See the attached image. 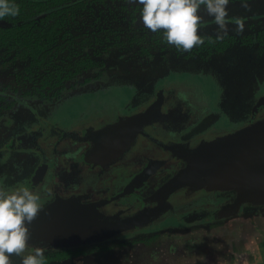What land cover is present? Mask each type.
Returning <instances> with one entry per match:
<instances>
[{
  "label": "trees",
  "instance_id": "trees-1",
  "mask_svg": "<svg viewBox=\"0 0 264 264\" xmlns=\"http://www.w3.org/2000/svg\"><path fill=\"white\" fill-rule=\"evenodd\" d=\"M14 2L19 14L0 19V115L25 100L47 101L67 89L118 83L132 85L139 101L169 71L204 63L232 93L240 70L264 68V3L260 8L254 0H247L250 10L241 0H230L228 34L222 40L202 6L198 34L204 44L190 52L169 45L163 31L144 27L141 6L127 0ZM236 18L244 19L241 34L235 31Z\"/></svg>",
  "mask_w": 264,
  "mask_h": 264
},
{
  "label": "water",
  "instance_id": "water-1",
  "mask_svg": "<svg viewBox=\"0 0 264 264\" xmlns=\"http://www.w3.org/2000/svg\"><path fill=\"white\" fill-rule=\"evenodd\" d=\"M184 85L174 82L170 88L184 100L181 104H189L193 118L205 107L194 101L198 93L193 88L194 92H190ZM185 93L187 97L182 98ZM162 97L158 90L154 98L134 111L87 128L81 136L88 140L81 158L90 166L108 168L117 164L123 155L125 160L135 163V149H129L139 135L158 142L165 151L158 155L160 158H153L155 166L147 164L143 168L141 177L146 178L161 165L168 168L171 162L181 161L147 197L154 203L136 210L107 211L111 208L106 206L105 198L84 202L79 195L56 196L42 206L38 217L29 225L30 244L53 248L100 242L157 222L173 212L176 215L202 205L215 207L211 201L213 191L233 192L232 199L216 209L214 215L218 217L238 214L239 206L245 203L264 211V116L254 117L258 106L264 105V94L255 101L246 122L211 131L205 134L207 138L198 141H163L144 130L145 126L157 122L168 130L182 127L185 113L162 109ZM184 189L194 192L184 196L182 202L177 199L175 204L174 197L184 194ZM101 205L104 210L100 209Z\"/></svg>",
  "mask_w": 264,
  "mask_h": 264
},
{
  "label": "flooded vegetation",
  "instance_id": "flooded-vegetation-1",
  "mask_svg": "<svg viewBox=\"0 0 264 264\" xmlns=\"http://www.w3.org/2000/svg\"><path fill=\"white\" fill-rule=\"evenodd\" d=\"M256 71V75L253 77L254 85L252 86L253 83L250 85L249 98L243 96L241 91L240 96L236 95L238 93L236 87L235 93H231L230 90L226 89V83L222 82L223 86L221 89L219 88V91L225 92V94L221 97L219 105L223 109H215V111L204 106L205 109L202 113L193 118L191 117L194 115L192 108L188 106L189 104L186 105L187 103H180L184 100H180L170 88L174 79L166 74L156 82L152 94H149L150 96H147L143 102L141 101L140 106L154 98L156 92L160 90L163 95L161 108L177 109L185 113V120L181 123L182 127L177 130H168L158 122L145 126L144 130L163 141H190L192 139L198 141L201 138H207L205 132L222 131L241 122H246L250 117L255 101L264 94V68H258ZM195 77L201 79L199 73H195ZM198 84L202 86L200 87L202 92L208 94L210 98V93L203 83L198 82ZM51 105L53 108L56 107L55 104H44L38 107L29 100H25L22 104H15L10 107L11 123H3L1 126L4 131L0 135V172L2 173L0 188L9 192L21 188L38 192L41 196L40 204L42 206L56 196L64 198L70 195H79L80 200L84 202L96 201L101 198L107 199L106 206L111 208L107 211L119 209L129 211L152 205L154 202L149 201L147 197L181 164V161L171 162L167 165L168 168L161 165L146 178L141 177L140 173L143 168L147 164L154 165L153 158H160L158 155L165 151L158 142L152 141L148 136L139 135L129 149L130 151L135 149L137 155L135 163L125 160V155H123L117 164L108 168L90 166L81 158L82 152L88 145V140L81 138L84 130L102 125L115 119L118 115L134 111L135 108H127L121 113H110L107 111V107L98 102V105L91 111L72 116L65 114L66 118L60 119L53 112H49L48 109ZM246 105H248L247 108ZM233 107L236 109L234 115L230 113ZM131 108L133 110H130ZM45 110L50 113V116L45 115ZM261 116H264V105H259L254 114V117ZM193 192L184 189V194L179 193V197H174L175 204L177 199L182 202L181 199L184 196ZM211 196L213 205H216L211 211L212 216L224 218L214 214L221 204L232 199L233 192L229 190L213 191ZM246 205L250 204L245 203L239 206L238 214L245 212L244 207ZM210 207L211 205L193 207L178 212L179 214L176 215L173 212L164 218L174 216L172 218L187 223L190 218L199 213L209 212ZM100 209H102V205ZM154 223L138 227L130 232L143 230ZM35 247L41 246L29 243V251L25 255ZM42 248L45 249L44 254H49L48 259H55L54 256L58 257L56 254H60V258H67L75 246L53 248L43 246ZM12 261L13 264H21V257L14 255Z\"/></svg>",
  "mask_w": 264,
  "mask_h": 264
},
{
  "label": "rangeland",
  "instance_id": "rangeland-1",
  "mask_svg": "<svg viewBox=\"0 0 264 264\" xmlns=\"http://www.w3.org/2000/svg\"><path fill=\"white\" fill-rule=\"evenodd\" d=\"M254 1L259 7L262 6L261 3H264V0ZM248 4L251 7L252 4L249 2ZM232 8L234 9L235 7ZM228 60L233 61L234 59L230 58ZM196 67L197 68L192 67L193 69L191 70L180 68V71L175 68L174 70L176 71L171 70L167 75L174 79L173 82L185 83L184 86L187 85L186 87L190 92H194L195 90L196 94H199H197L198 99H195V102L203 104L210 109H223L221 105H219L221 97L225 94V92L219 91V88L221 89L223 86L222 81L219 80L218 75L214 74L213 70H210L207 63L203 65L199 64ZM250 67H252V65H250ZM248 70L250 72H248ZM248 70L246 72L240 70L237 80L233 79L235 81L234 85L237 88V90H235L238 92L236 95L240 96L241 91L242 95L247 96V98L250 96V85L253 83L254 70L256 71V69ZM251 71L253 73H251ZM195 73H199L201 79L195 77ZM198 82L203 83L206 90L210 93V98L208 94L206 95L202 92L200 88L202 86H200ZM253 85L254 83L252 86ZM134 92L135 90L132 85L118 83L108 86H98L94 89H67L63 91V95L61 94V96L52 100H34L30 102L38 107L44 104H55L54 106L56 107L54 108L53 105L50 106L48 109L49 112H53L55 116H59L58 118L60 119H65V114H68L67 116H72L91 111L98 105V102H101L104 107H107L106 109L110 113H121L123 110L130 107L136 109L142 104L140 102H143L144 98H140V100L137 101V98L134 97ZM185 96L187 97L186 93L182 98H185ZM9 110L10 108L0 115V135H2L4 131V128L1 127L3 123H11ZM130 110L133 109L131 108ZM44 112L46 116H50L47 110ZM205 133L208 134V132ZM1 174L0 172V177ZM214 208L215 207H210L209 212L199 213L197 216L190 218L187 223L172 218L174 216H170L155 222L143 230L133 231L100 242H95L99 244L92 245L94 243H89L82 246H75V249H71L70 256L67 258H60L61 255L56 254L58 257L54 256L55 259H48L47 256L49 254H44L46 257V264H142L143 262H152L153 260L154 262H159L160 258L164 256L190 260L191 257L196 256L203 250L204 242H206V235L208 237L209 235L211 236L210 240H212L217 248L220 247L219 243L223 236L220 231L224 228L226 224L224 219L228 216L224 218H214L211 214ZM244 209V213L247 214H254L261 211L259 206L251 204L246 205Z\"/></svg>",
  "mask_w": 264,
  "mask_h": 264
},
{
  "label": "clouds",
  "instance_id": "clouds-1",
  "mask_svg": "<svg viewBox=\"0 0 264 264\" xmlns=\"http://www.w3.org/2000/svg\"><path fill=\"white\" fill-rule=\"evenodd\" d=\"M138 4L140 20L151 32L163 31L165 40L177 51L190 52L204 44L198 34V26L203 21L199 14L203 6L207 15L214 18L217 26V39L228 34L230 0H127ZM241 6L250 10L247 0ZM19 5L14 0H0V19L16 17ZM237 34L244 31L243 18L234 21ZM41 196L38 192L21 188L12 192L0 188V264H13L12 256L21 257V264H46L45 249L29 248L31 232L29 225L42 211Z\"/></svg>",
  "mask_w": 264,
  "mask_h": 264
},
{
  "label": "crops",
  "instance_id": "crops-1",
  "mask_svg": "<svg viewBox=\"0 0 264 264\" xmlns=\"http://www.w3.org/2000/svg\"><path fill=\"white\" fill-rule=\"evenodd\" d=\"M224 220L219 248L204 234L203 250L190 260L164 256L159 262L142 264H264V212L240 213Z\"/></svg>",
  "mask_w": 264,
  "mask_h": 264
}]
</instances>
